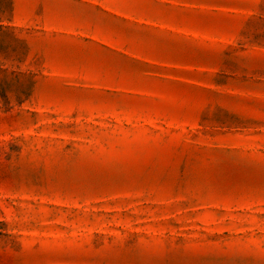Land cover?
<instances>
[{
  "label": "rangeland",
  "instance_id": "374dc122",
  "mask_svg": "<svg viewBox=\"0 0 264 264\" xmlns=\"http://www.w3.org/2000/svg\"><path fill=\"white\" fill-rule=\"evenodd\" d=\"M0 264H264V0H0Z\"/></svg>",
  "mask_w": 264,
  "mask_h": 264
}]
</instances>
